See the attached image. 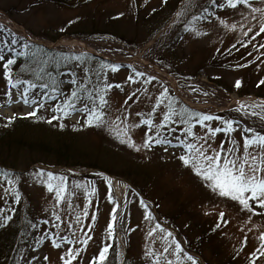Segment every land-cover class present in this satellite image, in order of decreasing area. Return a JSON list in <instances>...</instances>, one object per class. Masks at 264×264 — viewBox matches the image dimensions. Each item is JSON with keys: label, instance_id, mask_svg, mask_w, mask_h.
Listing matches in <instances>:
<instances>
[{"label": "rangeland", "instance_id": "374dc122", "mask_svg": "<svg viewBox=\"0 0 264 264\" xmlns=\"http://www.w3.org/2000/svg\"><path fill=\"white\" fill-rule=\"evenodd\" d=\"M58 1L0 0V28L30 43H49L59 37L53 49L59 55L54 57L66 64L63 72L55 71L61 73L60 89L30 90L25 103V81L49 86L55 80L52 71L49 75V64L11 66V83L21 80L19 87L10 88L4 62L0 61V264H21L22 260L33 259L36 264H63L68 247L80 249L72 264H92L93 258L100 264L99 251L106 245L110 247L102 264H119L118 237L122 239L127 264H155L154 258L145 255L147 251L159 255L176 241L182 243L186 252L192 251L186 249L180 234L176 241L158 230L149 235L156 223L174 230L172 222L180 232L183 230L184 238L188 235V240L194 241L198 236L207 239L193 249L199 244L202 258L209 264H223L227 259L234 264H244L246 259L249 264H264V255L252 256L261 246L264 209L250 201L253 212H249L238 202L212 193L179 162L178 156L183 154L180 150L144 149L147 126L140 124L141 119L148 118L154 124L160 123L161 109L166 111L169 101L177 112L191 111L180 101L183 98L195 112L238 121L233 125L235 131L217 134L208 145L221 151L223 144L227 154L226 150L233 147L231 141H235V155L242 159L245 135L264 134V48L260 47L264 45V34L251 43L244 35L249 27L253 29L250 36L259 31L264 15L252 9L264 10V0H248L235 9L229 8L226 0H218L224 4L223 10L212 0ZM4 35L0 32V43ZM241 41L248 46L243 47ZM86 51L111 62L86 55ZM4 55L7 59L10 54L5 50ZM65 55H80L84 59L64 61ZM106 63H121L120 70L113 73L103 67ZM85 69L91 72L86 75ZM97 71L101 81L106 77L113 87L104 93L107 102L99 109L103 122L94 121L90 127L83 109L85 105L99 108ZM135 72L144 77H136ZM129 76L137 82H130ZM148 77L155 80L145 84L143 80ZM117 84L121 87H115ZM164 89L169 95L153 113ZM72 91H78L74 108L68 109L66 117L54 113V106L70 98ZM53 95L55 100L51 99ZM34 99L36 104L32 103ZM41 100L44 107L36 111ZM33 111L36 115H29ZM53 115L60 119L53 120ZM18 117L25 121L10 125L25 128L11 134L7 121ZM207 123L213 128L222 127L220 121ZM193 124L197 139L207 135L195 119ZM169 127L177 128L175 135L183 137L184 125L173 123ZM245 128L253 133H245ZM161 131L169 138L174 136L168 129ZM121 141L134 142L140 151ZM259 152V148H249L252 155ZM49 171L66 177V192L59 203L55 192L46 187ZM103 171L128 183L117 186L122 215L117 219L116 211L111 237L107 225L112 222V209H117L118 203ZM56 183L59 181H53ZM130 184L144 191V203L151 214L154 203L157 204L160 214H152V221L145 219V209L133 195ZM92 188L97 191L89 204L86 190ZM109 189L112 203L108 200ZM17 194L19 202L15 199ZM57 224L59 228L55 227ZM217 224L220 227L210 233ZM64 236L73 244L59 239ZM86 237H91L88 244H80ZM53 239L60 243V248L53 246ZM167 260L175 264L174 256H160V264ZM181 264L190 262L182 258Z\"/></svg>", "mask_w": 264, "mask_h": 264}, {"label": "snow or ice", "instance_id": "6c2138e0", "mask_svg": "<svg viewBox=\"0 0 264 264\" xmlns=\"http://www.w3.org/2000/svg\"><path fill=\"white\" fill-rule=\"evenodd\" d=\"M213 5L223 10L224 4L218 3V0H212ZM248 0H226V4L229 8L235 9L238 4H247ZM205 12L208 9H204ZM253 12H261L264 15V10L262 9H252ZM255 19V17H253ZM235 26H233L234 28ZM0 32H4L3 43H0V61H3V68L5 70V77L9 80V87H19L20 81H17L16 84L11 83V71L10 67L17 63V57H26L29 55H36L42 49L36 48L35 52H30V49L33 48V45L26 39L16 36L9 32V30L0 28ZM253 33V29L249 27L244 35L249 37V43L256 39L257 36L264 34V20L261 21L259 31L255 34ZM10 36V39H9ZM243 47H247V43L243 41L240 42ZM236 45H233L235 47ZM261 48H264V45H260ZM5 50L9 53V58L5 59ZM251 55V53H249ZM62 59L67 61L69 59L80 61L83 60L84 57L77 56H63ZM259 59V58H258ZM49 62H60V58L53 57L51 55L48 56V59L45 63ZM103 67L110 68L111 72L115 73L120 70V65L118 64H109L106 63ZM91 72V69H85V74L87 75ZM72 74V73H68ZM51 75V73H49ZM97 80V95L99 99V108L94 106L92 108H88L85 105L83 112L86 115V124L87 126H93V122L101 123L103 122V112L99 109H102L106 104V99L104 93L113 87L112 84L107 83L106 77L103 81H101V73L97 71L95 73ZM134 75L136 77H144L143 73L135 72ZM128 80L132 83H136L137 81L133 78V76H129ZM155 80V77H148L144 79L143 82L148 84ZM73 84L76 83L75 80L71 81ZM264 83V81H261ZM25 87L23 90V96L25 103H27V96L30 90H34L36 88L46 89L48 88V84L46 83H31L25 81ZM236 86H240V82H236ZM115 87L119 88L120 85H115ZM134 95V94H133ZM169 95L168 90L164 89L160 92V98L156 100V107L152 109V112L155 113L156 108L164 103V98ZM78 98V93L76 91L71 92V97L64 99L62 102H58L54 108L52 109L54 113H61L63 116H67L69 114L68 109L74 108L73 99ZM89 98H92V93H89ZM51 99L55 100L56 96L53 95ZM33 104H36L37 101L34 99L32 101ZM44 107V101L41 100L39 102V108ZM167 110L163 112L162 120L160 123H155L153 119H141L140 124L147 126V131L145 132V137L143 139V148L146 150H151L153 147H163L165 151L169 148L180 150L183 154L178 156L179 162L186 168H188L193 175L201 179L204 185L212 192L215 193L218 197L228 198L232 201L238 202V204L242 207V209L248 210L249 212H253L252 205L250 201L255 202L257 207L260 209H264V134L254 133L253 135H245L244 137V156L241 159L235 155V152L238 148L235 141H231L233 147L228 148L227 154L224 152V145H220L221 151H216L211 149V146L208 145V141L215 137L219 133H231L235 131L233 125L237 124L238 121L232 119H224L221 116H213L209 114H203L195 111H188L187 109H182L177 112L171 101L166 106ZM80 111L79 109H76ZM36 111L29 113V115L35 116ZM139 115V113H138ZM178 117V121L174 118ZM53 120L60 119L59 116L53 115ZM193 119H195V123L204 127L207 130V135L197 137L193 133ZM220 121L222 127H211L207 122L210 121ZM51 123V120L48 121ZM173 123H179L184 125L183 128V137L180 135H175L178 131L177 128L169 127V125ZM153 129H155L153 133ZM162 129H168L171 133L174 134L173 138H169L164 135L161 131ZM245 133H253L252 129L245 128ZM187 138H191V141ZM195 141V142H192ZM199 141H203V143H199ZM122 143H127L129 147L134 148L136 151H140V148H137L134 142L129 141H121ZM207 145V147H206ZM249 148H259L260 152L258 155H252L249 153ZM41 175H43V171H41ZM47 190L49 192H55V199L59 203L63 201L64 195L66 192L65 181L66 177L56 176L52 172H47ZM53 181H59V183L53 184ZM81 185H77L80 187ZM97 189L92 188L90 191L86 190V196L88 197L89 204L91 203V197L96 194ZM5 192H8V189H5ZM17 202H19L20 197L17 194L15 196ZM108 200L110 203L113 202L111 190L109 189ZM140 204L144 207L146 216L145 219L152 221L154 217L151 212L147 210V205H145L143 200H140ZM117 209H112V222L108 223L107 229L109 236L111 237L113 232V225L115 221V213ZM255 214V213H254ZM88 215L87 207L84 209V216ZM12 217L9 216L8 220H11ZM56 219L59 220L60 217L56 216ZM95 216H93V220ZM221 219H223V213H221ZM77 222H80V217L77 216ZM44 223H47L45 221ZM56 228H59V225H55ZM217 228L220 227L219 224L216 225ZM159 231L161 234H165L168 237H172V232L168 231L161 224L156 223L155 228L150 230L149 235L151 236L153 232ZM91 237H86L85 239L79 241L82 245H87L89 239ZM61 241H66L67 245L73 244V241L68 239V237H59ZM175 239V238H173ZM261 241V246L256 249L255 252L252 253L253 257H256L257 253L260 255H264V234L259 237ZM53 246L56 248H60V243H57L55 239L52 240ZM247 241L245 240V244ZM109 245H106L99 251L98 261L100 264L105 260L106 253L109 251ZM171 249V251H170ZM80 253L79 248L68 247L67 252L65 253V257L63 260V264H72L73 260H75ZM147 257L154 258L155 264H160V256L171 255L175 258V264H181L182 258L190 262V264H197V261L194 259L192 255L187 254V252L182 248V243L180 241H176L174 245L169 244L164 247L163 253L157 255L155 252L149 250L145 253ZM92 264H97L96 258H93ZM166 264H173L172 260H167Z\"/></svg>", "mask_w": 264, "mask_h": 264}, {"label": "bare ground", "instance_id": "6f19581e", "mask_svg": "<svg viewBox=\"0 0 264 264\" xmlns=\"http://www.w3.org/2000/svg\"><path fill=\"white\" fill-rule=\"evenodd\" d=\"M181 100L184 103H186V104H190L183 98H181ZM108 179H109L111 187L113 188V190L115 191V194L117 196L118 208H117V214L116 215H117V219H119L121 217V215H122L121 214L122 213V199L117 193V186H118V184L123 183V181L119 180V179H115V178L109 177V176H108ZM168 230H170V232H173L171 229H168ZM118 241H119V252H120V258H121V256L123 255V242H122L121 237H118ZM21 264H36V262H35V259L30 260V261H25V262H24V260H22Z\"/></svg>", "mask_w": 264, "mask_h": 264}, {"label": "trees", "instance_id": "16d2710c", "mask_svg": "<svg viewBox=\"0 0 264 264\" xmlns=\"http://www.w3.org/2000/svg\"><path fill=\"white\" fill-rule=\"evenodd\" d=\"M50 1H52V2H54V3H60L58 0H50ZM74 100L75 99H73V102H74ZM23 121H25V120H17V121H13V122H11V123H21V122H23ZM9 129H7V130H11L10 131V133L12 134V133H15V132H18V130H20V129H24L25 127H21V126H19V127H16V126H13V125H9V127H8ZM6 131V130H5ZM68 166V165H67ZM141 190V192H143L144 193V191L142 190V189H140ZM207 239L205 238V239H202V238H200V236H199V238H198V242H201V241H206ZM203 243H205V242H201L200 244H203ZM192 246H191V244H189V248H191ZM192 250H195V251H197V252H201V250H200V246H199V244L193 249V247H192Z\"/></svg>", "mask_w": 264, "mask_h": 264}]
</instances>
